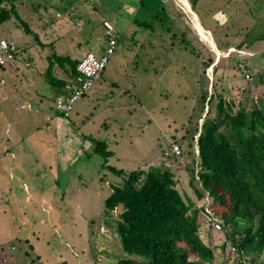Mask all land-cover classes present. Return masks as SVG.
I'll use <instances>...</instances> for the list:
<instances>
[{
	"label": "rangeland",
	"instance_id": "1",
	"mask_svg": "<svg viewBox=\"0 0 264 264\" xmlns=\"http://www.w3.org/2000/svg\"><path fill=\"white\" fill-rule=\"evenodd\" d=\"M160 1L145 0L143 5L139 0L6 2L7 8L14 3L32 33L18 27L13 17L0 24V36L18 47H28L41 71L48 64L47 55L56 52L78 58L90 50L101 52L109 36L118 39L96 85L74 103L70 117H64L67 120L58 137L43 135L42 126L38 127L40 131L25 137L21 146L26 149L17 150L14 164L12 159H0V166L9 171L14 165L11 173L15 181L10 183L14 202L9 203V218L0 217V264H115L121 258L123 250L116 243L117 233L107 223L117 219L119 210L108 212L104 205L118 178L102 166L103 157L83 135L105 141L114 153L107 163L125 171L149 165L169 167L182 192V175L191 159L186 152L188 141L184 140L180 157L168 158L165 151L174 143L175 136L183 137L191 108L197 105L195 99L202 90L221 93L226 102L233 104L234 111L241 105L251 109L264 101V79L259 77V73L264 74V42L257 41L249 48L236 47L243 39L239 31L255 22L252 14L247 13L244 0L233 1L227 4L226 13L208 15L204 20L209 27L211 20L214 27L215 21L219 22V39L232 45L226 50L218 48L210 30L201 27L204 37L199 35L196 15L189 8V24L177 19L173 27L171 15L162 9ZM186 1L189 0H175L181 6ZM153 4L158 6L151 8ZM208 6L212 4L209 2ZM240 6L245 10H236ZM140 7L149 15L146 22L151 23V28L137 26L136 21H141L143 15ZM168 27L172 28L171 39L165 37ZM134 28L137 32L131 34ZM145 35L149 36L150 45L145 43ZM208 58L212 62L203 71L202 61ZM237 58L246 59L254 71L250 77L232 67ZM19 67L22 72L16 84L20 87L9 86L7 97L30 102L31 108L25 111L26 115L37 117L33 118L34 126L35 119L44 114L42 110L46 116L53 113L57 87L45 76L39 77L33 66L31 69L20 61ZM53 75L65 76L57 62ZM38 95L42 100L37 99ZM26 115L15 116L13 136L20 132L19 122ZM196 147L193 140L190 148L196 151ZM52 176L56 180H50ZM203 201L206 200H197L196 205ZM198 233L205 243L211 241L214 248L215 258L210 264H238L237 250L231 249L233 244L224 236L223 227L217 229L205 219L200 222ZM118 253L120 256H115ZM246 256L242 260L251 264V255ZM253 261L264 264V252Z\"/></svg>",
	"mask_w": 264,
	"mask_h": 264
},
{
	"label": "trees",
	"instance_id": "2",
	"mask_svg": "<svg viewBox=\"0 0 264 264\" xmlns=\"http://www.w3.org/2000/svg\"><path fill=\"white\" fill-rule=\"evenodd\" d=\"M8 1L11 0H0V24L14 17L18 27L23 28L26 33H32L14 3L10 8L5 6ZM233 1L236 2L190 0L194 10L201 9L210 16L218 12L226 13L227 4L230 5ZM209 2L212 4L210 7ZM244 2L247 13L252 14L255 22L239 31L243 39L236 45L238 48H249L257 41L264 42V0ZM160 3L164 9L162 0ZM237 9L243 10L244 7ZM202 23L204 29L210 30L217 39L219 49L226 50L232 46L229 41L222 42L219 39L217 30L221 25L218 21H215V27L213 20L211 27L207 21ZM136 24H144L147 28L152 26L144 21H136ZM136 32L137 29L134 28L131 34ZM35 38L39 41L37 35ZM111 38H115L117 44L118 37ZM1 39L12 43L15 48L11 52V59L1 63L0 68L17 64L18 60L30 67L33 55L28 47H18V44L0 36ZM198 55L201 56L200 52ZM262 56L264 57V52ZM82 59L83 57L75 59L56 52L51 56L47 55L45 60L48 64L43 71L40 70L43 73L41 76H45L59 89L67 85L70 93L77 82V68ZM235 60L232 67L238 69L243 76L248 74L250 77L253 74L254 71L246 59ZM55 62L63 68L65 76L53 75ZM202 62L204 71L212 59ZM259 77L264 79V74L259 73ZM195 101L197 105L194 109L191 108L183 137L175 136L171 148L165 151L168 158L180 157L183 154L184 140L188 141L189 148L186 152L191 159L182 175V192L177 186L175 173L169 167L149 165L147 168L125 171L107 163L114 153L108 149L105 141L83 135L85 140L94 144V151L103 157L102 166L118 178L117 184L110 183L111 193L104 201L108 212L119 210L117 219L113 223L107 222L109 227L115 229L118 239L115 242L120 243L123 250L121 258L115 264L213 263L215 255L212 243H205L198 233L199 224L205 219L213 226L215 220L223 227L224 236L233 244L231 249L237 250L238 264L250 263L242 260L247 254L251 255V264H254V258L264 252V101L251 109L241 105L234 111L233 104L226 102L221 93H209L207 90H202V94ZM193 140H196V151L190 148ZM173 144L179 147V154L172 150ZM197 200L206 201L196 205ZM225 245V242L222 243V249ZM119 248L118 246V251ZM117 255L120 256L119 253L115 254Z\"/></svg>",
	"mask_w": 264,
	"mask_h": 264
},
{
	"label": "crops",
	"instance_id": "3",
	"mask_svg": "<svg viewBox=\"0 0 264 264\" xmlns=\"http://www.w3.org/2000/svg\"><path fill=\"white\" fill-rule=\"evenodd\" d=\"M162 2H163L164 9L168 10V12L171 15V18L173 20V25H172L173 27H175L177 19H179V21L181 23H185V24L188 23L189 24L188 18H190V14H189L190 10L191 11L193 10L194 14L196 15V20L198 21V22H195L196 28L198 26L203 27L201 21L203 22L204 20H206L209 17L208 14L205 11H202L201 9H198L197 11L194 10L190 0L184 2L183 6H181L180 4L175 2V0H162ZM139 4L143 5L144 0H139ZM156 6H158V5L153 4L151 6V8H155ZM188 8L190 9L189 11L186 10ZM139 11H141V14H143L142 17H140V18H142L141 21L146 22L149 15L144 13L143 8H141V7H140ZM152 11L155 12V9H153ZM143 25L144 24H141L142 27H144ZM171 31H172V28L168 27L166 29L167 33H166L165 37L167 36V38L171 39V34H170ZM172 35H173L172 37L175 38V32ZM148 37L149 36L145 35L144 40L146 41L145 43L149 44L150 42H147ZM110 38H111V36L108 37V39H110ZM158 47L159 46L157 45V48ZM104 48H105V46H103V50H104ZM103 50L101 52H99V50H98L96 53L91 51V50L88 52H93L97 56H100V55H102ZM88 52L84 53L81 57H78V58L75 57V59H81ZM36 62H38V61L35 60V58L33 57V63H31L29 65L30 66L29 68L32 69V64H34L33 68L35 70H37V72L39 73V77H42L41 76L42 73H41L40 69H37V67H36V64H35ZM19 63H20V61H19ZM19 63L11 65V67H9V68H7V67L6 68H0V97H1L0 98V159H8V158H9V160L12 159L13 164H14L15 159H16L17 150H19V148H20V150L22 148H25V147H22L21 145H23L26 142V139H25L26 136H31L35 132L41 130L40 132H42L43 135L47 136V135L53 134L55 137H58L57 134H59L62 131V127L65 126V121L67 120L64 117H70V115L64 116V115L60 114L59 112H57L55 109V106H54V101L57 98L62 97L68 93L69 88L66 85L65 87H63L61 89L57 88V93L55 94V96L52 100V104L54 107L53 113L51 115L46 116V114H47L46 111L42 110V112L44 114L38 120L35 119V125L33 126V122H34L33 118H37V117L32 116L30 114L26 115V111H25L26 109L31 108L30 102H28L27 100H23L22 102L21 101H15V100L9 99L7 97L8 91H9V88H8L9 86L14 87V89H18L20 87V85L16 84L20 80L19 74H20V72H22L20 67H19V65H20ZM26 65H28V63H26ZM8 70H10V71H8ZM161 74H163V72H161ZM14 77H15V79L11 81V78H14ZM10 81H11V83H10ZM144 83L146 84V80L143 81V84ZM154 83H155V81H154ZM4 88L7 91L6 93H4ZM37 99L42 100L40 95H38ZM19 109L22 110V112H19ZM20 113L25 114L27 117H25L23 120H21L19 122L20 123V129H19L20 132H18V134L15 133V135L13 136L12 133L14 131H16L15 130L16 129V127H15V118L16 117L15 116L17 114L20 115ZM26 125H28V127ZM38 127H41V129L39 130ZM43 127L45 129H43ZM17 137L19 140H22L18 144L16 143V141L18 140ZM14 139H16L15 142H14ZM12 141L14 143L11 145L10 143ZM48 143H49L48 145L50 147H52V145L49 141H48ZM27 147H29V145ZM68 155L69 154H66V156H68ZM13 164L9 167L11 169L10 171L7 167L0 166V215H1L0 217H2V218H4V216L9 218V211H8L9 203L14 202V192L11 191V187H10L11 186L10 183L15 182L13 174L11 173L13 168H14ZM39 175L40 174H36V176H39ZM50 180H56V177L52 176V178ZM23 185H25V188L27 189V184L25 182H23ZM0 248L3 249V247H0ZM6 250L7 249H5V251ZM9 257H11V253H10Z\"/></svg>",
	"mask_w": 264,
	"mask_h": 264
},
{
	"label": "built area",
	"instance_id": "4",
	"mask_svg": "<svg viewBox=\"0 0 264 264\" xmlns=\"http://www.w3.org/2000/svg\"><path fill=\"white\" fill-rule=\"evenodd\" d=\"M116 47V39L110 38L108 44L102 56H96L92 52H88L78 65L77 71L79 75L77 76V82L73 87L72 91L68 93L65 97L58 98L55 101V107L57 111L64 116H68L71 112L74 103L85 93H87L94 82L98 79L105 66L107 65L108 58L114 52ZM14 45L9 44L6 40H0V64L9 61L12 57L11 52L14 51ZM242 67V66H241ZM246 77H249L246 74ZM172 150L176 153H180V149L177 145L173 144ZM214 226L220 229L221 225L219 222L214 220Z\"/></svg>",
	"mask_w": 264,
	"mask_h": 264
},
{
	"label": "bare ground",
	"instance_id": "5",
	"mask_svg": "<svg viewBox=\"0 0 264 264\" xmlns=\"http://www.w3.org/2000/svg\"><path fill=\"white\" fill-rule=\"evenodd\" d=\"M197 31H198V33H199V35H202L203 36V32H202V29H201V27H197ZM204 37V36H203ZM210 37V36H209ZM210 39V38H209Z\"/></svg>",
	"mask_w": 264,
	"mask_h": 264
}]
</instances>
